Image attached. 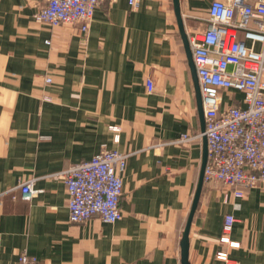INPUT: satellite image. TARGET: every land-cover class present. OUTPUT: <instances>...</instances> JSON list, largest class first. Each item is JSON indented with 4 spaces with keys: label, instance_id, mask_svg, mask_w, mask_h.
Segmentation results:
<instances>
[{
    "label": "crops",
    "instance_id": "1",
    "mask_svg": "<svg viewBox=\"0 0 264 264\" xmlns=\"http://www.w3.org/2000/svg\"><path fill=\"white\" fill-rule=\"evenodd\" d=\"M212 1L180 0L186 31L206 29ZM43 4L0 0V264L23 251L40 264H183L205 138L174 0H106L87 32L37 20ZM104 146L128 154L123 216L73 222L55 174ZM32 178L41 191L26 201ZM244 191L204 182L189 264H264V185ZM228 213L238 246L221 240Z\"/></svg>",
    "mask_w": 264,
    "mask_h": 264
},
{
    "label": "built area",
    "instance_id": "2",
    "mask_svg": "<svg viewBox=\"0 0 264 264\" xmlns=\"http://www.w3.org/2000/svg\"><path fill=\"white\" fill-rule=\"evenodd\" d=\"M142 1L129 0V4L138 7ZM105 2L44 0L35 18L53 27L78 24L87 32L96 9ZM187 34L204 106L205 130L200 134L208 145L204 182L223 184L233 188L236 197H244L245 188L264 185V0H213L206 29ZM147 84L152 92L151 78ZM195 137L186 132L176 142ZM127 158L126 152L104 146L91 159L55 174L66 183L73 222L98 216L114 223L122 218ZM35 181L19 184L24 200L41 191ZM236 221L234 214H226L221 240L231 246L239 245L230 237ZM227 257V252L219 253V258ZM16 264L40 262L23 251Z\"/></svg>",
    "mask_w": 264,
    "mask_h": 264
},
{
    "label": "water",
    "instance_id": "3",
    "mask_svg": "<svg viewBox=\"0 0 264 264\" xmlns=\"http://www.w3.org/2000/svg\"><path fill=\"white\" fill-rule=\"evenodd\" d=\"M174 7H175L177 20H178L179 29H180L182 38L184 40V45L186 48L187 58L189 60V65L191 68L192 77H193L194 84H195L197 102H198V110H199V115L201 117L203 131H204L205 130V116H204V106H203L202 94H201V90H200L199 77H198L197 69H196V66L194 63L193 53H192L191 45L189 42L188 34H187V31L185 28V20H184V16L182 13L180 0H174ZM204 138H205V153H204V159H203V164H202L200 180H199V183L197 186V190H196L195 197L193 200L191 212H190V215L188 218L187 226H186V229H185V232L183 235V240H182V262H183V264H189V233H190V228H191V224H192V219H193L194 213L197 209L199 199H200V195H201V191H202V188L204 185V173H205V168H206L207 161H208L207 138L205 136H204Z\"/></svg>",
    "mask_w": 264,
    "mask_h": 264
}]
</instances>
